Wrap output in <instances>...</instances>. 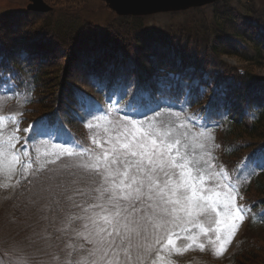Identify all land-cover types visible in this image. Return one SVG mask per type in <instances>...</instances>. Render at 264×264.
Masks as SVG:
<instances>
[{
	"label": "rangeland",
	"instance_id": "obj_1",
	"mask_svg": "<svg viewBox=\"0 0 264 264\" xmlns=\"http://www.w3.org/2000/svg\"><path fill=\"white\" fill-rule=\"evenodd\" d=\"M44 2L52 13L38 19L42 13L27 10L29 0H0V41L7 50L17 56L44 53L50 63L43 65L41 87L31 98L0 82V264H24L26 256L31 264H91L94 246L86 239L87 221L70 220L91 214L73 206L86 207L89 200L75 191L79 185L69 184L62 211L52 212L46 203L31 206L28 198L38 174L66 176L74 164L100 155L101 141L130 127L131 119L138 121L137 127L180 139L181 151L194 161L198 186L219 190L230 184L225 191L232 194V208L243 212L231 236L215 232L217 217L210 210L191 218L179 213L180 219L164 229L150 228L146 244L151 258L143 251V264H246L249 254L238 256L246 244L262 259L264 230L246 229L253 215L249 204L258 195L251 191L244 196L242 187L264 170V150L232 168L222 157L220 123L208 120L204 112H213L211 106L241 111L255 100L264 105V67L250 71L238 55L257 44L264 56V0H218L147 16H119L104 0ZM16 14L22 21L12 19ZM130 17L142 18L138 22ZM30 20L32 26L41 21L51 25L52 33L30 26L34 31L21 39L15 28ZM197 25L201 32L196 39L179 30ZM136 26L145 33L152 30L160 40L146 44L144 33L135 39ZM194 101L200 104L193 107ZM12 137L19 143L12 141L8 150ZM199 176L204 177L202 184ZM244 233L245 244H240ZM157 239L164 243L157 244Z\"/></svg>",
	"mask_w": 264,
	"mask_h": 264
},
{
	"label": "snow or ice",
	"instance_id": "obj_2",
	"mask_svg": "<svg viewBox=\"0 0 264 264\" xmlns=\"http://www.w3.org/2000/svg\"><path fill=\"white\" fill-rule=\"evenodd\" d=\"M132 103L129 100L128 104ZM129 123L130 127L125 125L124 130L110 140L101 141L100 155L74 164L66 176L41 177L38 174L29 204L46 203L50 211H62V198L69 184L79 185L75 191L89 200L86 207L73 206L91 214L70 220L87 221L84 224L89 232L86 239L94 246L90 253L94 257L91 264H143V251L151 258V249L146 244L149 229H164L180 219L179 213L191 218L193 213L204 215L210 210L217 217L215 232L234 235L243 212L238 207L232 208V194L225 191L231 185H223L219 190L198 186L197 177L192 174L194 161L181 151L180 139L173 138L169 132L137 127L135 119ZM12 141L19 143V138H11L8 150L14 147ZM65 151L72 154L68 149ZM221 178L224 179L223 175ZM199 180L202 184L204 177L199 176ZM217 239L223 238L217 236ZM156 242L164 243L160 239ZM167 244L172 245L173 240L168 239ZM222 248L223 244L218 253ZM133 253H136L135 259ZM24 264H31L27 256Z\"/></svg>",
	"mask_w": 264,
	"mask_h": 264
},
{
	"label": "trees",
	"instance_id": "obj_3",
	"mask_svg": "<svg viewBox=\"0 0 264 264\" xmlns=\"http://www.w3.org/2000/svg\"><path fill=\"white\" fill-rule=\"evenodd\" d=\"M50 13L52 12L42 13L41 15L36 13L39 15L36 18L38 19L40 17L45 18L46 15ZM2 18L3 17H1V19ZM15 18L21 20V18L24 17L21 16L20 14H16L12 19ZM130 18L135 19V21L139 22V20L142 17L141 18L130 17ZM49 21L50 20H47L48 23ZM42 22L43 21H41V23L39 24L33 22V26L36 29L35 31H44V32L48 31L49 34H51L52 32L49 31L51 30L50 29L51 25L46 26V23L43 24ZM30 26H32V20L22 25H19L17 28H15V30H18V33L23 34V37H20L21 39H25L29 35L28 31L33 30V29L29 30ZM137 26L135 28L136 34H134V36H136L135 39H137L138 36H141L142 35L141 33H144L147 40L146 44L152 43V40H154L155 38L156 40L157 39L160 40L159 35H156L152 30L150 32L147 31L145 33L144 31H141L142 29H140V27L137 28ZM197 27H201V26L197 25L196 28L190 27L188 28V30L187 29H179V30L183 31L187 35V37L189 36L190 38L195 37L196 39L199 36L198 33L201 32L200 30L197 29ZM60 29H62V27ZM129 29H131L130 26ZM81 31H82L81 29L78 30L79 33ZM154 31L156 32V30ZM74 37L75 36H72L71 38L74 39ZM135 39L134 41L136 44L137 42ZM202 40L203 39H201L200 41ZM180 42H184V41L181 40ZM240 44L243 45L242 42H240ZM6 47L8 46L4 45L3 42L0 41V82L2 81H5L6 83L9 82L11 84L12 90L15 92L16 91L21 92L22 94L25 95V98L26 96L30 97L29 94L32 96L33 92L37 88L41 87L39 84L42 76L40 74L42 73L40 72L43 70L42 68H45L43 67V65H50L49 61L45 60L46 55L42 53L41 55L37 56L34 53H31L30 56L29 55L27 56V53L25 55H23L24 54L23 53L22 55L19 54L17 56L18 52L17 53L15 52V54L13 55L14 50H7ZM253 47L255 48V50L251 47H248L246 48L245 52L240 51L242 52V54L245 55L242 54H238V55L242 56L243 60L247 63L250 71L255 72V70H263L262 68L264 67V63L262 61L264 60V56L261 54L262 51L259 48V45L256 44L253 45ZM18 48L24 49V44H20ZM199 48L201 47L199 46ZM251 49L253 52L251 51ZM214 50L215 48L212 46V51H211L212 54H214ZM256 50L258 53H254V51L256 52ZM3 52H5L6 55ZM35 64H39V66L36 67ZM34 68L35 70H33ZM32 71L33 72L35 71V73H33V75L30 76V73H32ZM212 78L216 79L218 77L217 75H214ZM43 86L45 87V85ZM196 90L199 91V88L197 87ZM31 101L32 100L30 101L28 100V102ZM199 104L200 103L197 104V102L195 101L194 103L192 102L193 107H196ZM260 104L262 103H258L257 100L253 101L252 103L249 102V104L246 105V108H242L241 111L240 109H231L232 107L225 108L220 106H211L212 109H214L213 112L211 113L204 112V115L208 120L210 121L215 120L220 123L221 126L220 132L222 138V157L224 161L230 163V166L234 169H236L241 163V161H243L246 157L248 156L252 157L255 153L264 150V105H260ZM197 109L198 108H196L195 110ZM251 191H254V193L258 196H256L253 199V201L249 204L250 205L249 208L253 210V215L249 219L246 229L247 230L259 229L262 231L264 230V170L254 175L250 180H248L245 186L242 187V193L244 194V196H247L249 193L251 194ZM241 239H243V241L240 244H243V242L245 244V239H246L245 233L242 234ZM248 248H249L248 244H246L243 248H240V250L242 251H239L238 256L240 255V257L243 258L244 254L248 253L249 256L246 259L245 262L246 264H264V257L260 259V257L257 256L258 253L253 252V251H257V249L252 250L250 248L252 251H248L249 250Z\"/></svg>",
	"mask_w": 264,
	"mask_h": 264
},
{
	"label": "water",
	"instance_id": "obj_4",
	"mask_svg": "<svg viewBox=\"0 0 264 264\" xmlns=\"http://www.w3.org/2000/svg\"><path fill=\"white\" fill-rule=\"evenodd\" d=\"M109 9L119 16H147L163 12L183 11L211 4L218 0H104ZM27 10L38 13L51 11L44 0H29Z\"/></svg>",
	"mask_w": 264,
	"mask_h": 264
}]
</instances>
